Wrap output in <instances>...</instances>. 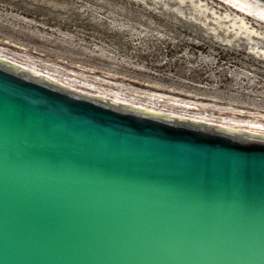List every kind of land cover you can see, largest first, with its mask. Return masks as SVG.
I'll list each match as a JSON object with an SVG mask.
<instances>
[{
  "label": "water",
  "instance_id": "95a60500",
  "mask_svg": "<svg viewBox=\"0 0 264 264\" xmlns=\"http://www.w3.org/2000/svg\"><path fill=\"white\" fill-rule=\"evenodd\" d=\"M19 68L0 62V264H264V127Z\"/></svg>",
  "mask_w": 264,
  "mask_h": 264
},
{
  "label": "rangeland",
  "instance_id": "374dc122",
  "mask_svg": "<svg viewBox=\"0 0 264 264\" xmlns=\"http://www.w3.org/2000/svg\"><path fill=\"white\" fill-rule=\"evenodd\" d=\"M0 57L74 91L264 127V19L223 0H0Z\"/></svg>",
  "mask_w": 264,
  "mask_h": 264
},
{
  "label": "bare ground",
  "instance_id": "6f19581e",
  "mask_svg": "<svg viewBox=\"0 0 264 264\" xmlns=\"http://www.w3.org/2000/svg\"><path fill=\"white\" fill-rule=\"evenodd\" d=\"M0 62L5 63V64H7V65H9V63H11L9 60H7V59H3V58H1V57H0ZM12 67H13V66H12ZM19 69H20V70H23V71H25V72H28V73H30V74H33V75H35V76L41 77V78H43V79H46V80H48V81H51V82H53V83L59 84V85H61V86H64V87H66V88H69V87L65 86L64 84H60L56 79H53V78H51L50 76H47V75H44V74H39V73H37V72H35V71H32V70H30V69H28V68H25V67H23V66H21V68H19ZM69 89L72 90V88H69ZM117 101H119V100H117ZM121 102H123V101H121ZM125 103H127V102H125Z\"/></svg>",
  "mask_w": 264,
  "mask_h": 264
}]
</instances>
